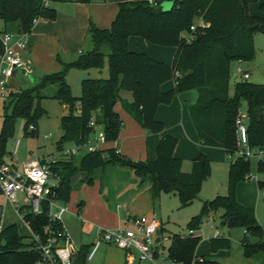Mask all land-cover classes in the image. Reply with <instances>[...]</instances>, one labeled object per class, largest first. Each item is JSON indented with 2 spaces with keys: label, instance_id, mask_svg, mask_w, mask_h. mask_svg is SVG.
<instances>
[{
  "label": "trees",
  "instance_id": "trees-1",
  "mask_svg": "<svg viewBox=\"0 0 264 264\" xmlns=\"http://www.w3.org/2000/svg\"><path fill=\"white\" fill-rule=\"evenodd\" d=\"M92 0H0V33L28 34L37 20L51 21L56 3L88 5ZM162 0L154 2H121L116 5L115 15L106 29H97L88 22L85 37L91 49L80 52L74 60L58 62L57 72L42 75L32 87L8 92L2 102L0 126V164L7 155L5 143L11 137L16 119L23 120V131L33 136L36 123L44 114L39 101L42 92L54 86L49 97L65 108L66 114L59 118L61 135L56 151L64 144H79L88 140L91 129L88 121L101 126L107 143L117 140L121 121L113 111L118 92L126 91L132 102L120 101L121 109L146 133L159 136L153 161L134 162L121 157L115 148L87 153L80 157L57 160L49 164V170L57 178L54 198L68 202L72 181L82 174L79 183L90 185L94 171L119 165L130 169L138 179L149 178L152 201L160 194L177 198L179 208L198 199L200 187L209 177L210 166L204 154L197 152L188 173L180 170V161L173 157L176 141L161 135L162 124L154 119L158 105H167L180 93L195 92L194 102L187 113L199 145L219 148L226 154L229 165L226 178V194L201 202L198 213L191 217L185 230L196 232L209 213L221 211L219 225L226 229H240L239 241L242 256L264 253V226L255 219L254 211L241 206L235 199L238 183L249 181V160L237 157L235 152L234 119L244 106L246 114L247 145L256 152L264 151V84L239 80L228 94L229 64L249 62L253 58V36L264 35V16H250L247 6L258 0H173L170 8L162 11ZM264 13V2L257 5ZM200 21L201 25L193 24ZM193 26V32H188ZM192 37L189 43L184 35ZM138 37L152 45L175 48L172 63L155 62L141 53L128 51L126 40ZM106 60V79L84 78L79 83V95L74 97L65 82L69 70H99ZM173 80L171 89L161 92L159 85ZM76 107L79 112L76 113ZM32 126L33 130H28ZM231 158V159H230ZM256 173L264 174V162L256 161ZM258 189L264 183L256 182ZM17 215L32 235L43 240L42 229L60 226L49 223L46 206L38 215L26 208H18ZM166 259L172 264H218L197 259L194 256L199 237L193 235H170ZM227 238H214L208 242L209 251L215 253L229 248ZM87 248L80 247L74 255L78 264H85ZM0 264H42L30 237L18 234L14 224L0 232ZM264 264V258H263Z\"/></svg>",
  "mask_w": 264,
  "mask_h": 264
},
{
  "label": "crops",
  "instance_id": "crops-1",
  "mask_svg": "<svg viewBox=\"0 0 264 264\" xmlns=\"http://www.w3.org/2000/svg\"><path fill=\"white\" fill-rule=\"evenodd\" d=\"M134 1H146L150 3L156 0H92L88 5L71 3L50 5L55 10L54 19L51 21L42 19L35 21L27 34L26 57H28L31 64V73L28 77L32 81L28 77L23 78H27L29 82H34L44 74L57 72L60 68L58 62H70L82 52L80 47L86 39L85 32L88 22H91L97 29H106L115 15L116 5L121 2ZM263 2L264 0H258L255 4H249L247 6L248 15L264 16V13L261 14L257 9V5ZM126 47L130 52L144 54L149 59L165 65L172 63L175 53V48L152 45L138 37L127 38ZM240 64L236 63V66ZM70 71L74 70H69L66 73V84L68 83L67 75ZM91 71L93 69L79 71V83L85 78V75L89 76ZM21 84H23L22 79L12 77L8 84V92L12 90L16 92L18 86ZM173 85V80H169L159 85L158 89L161 92H165L171 89ZM194 100L195 92L193 91L177 94L169 104L158 105L156 107L154 119L162 124L161 135L170 136L175 139L176 144L172 155L180 161L181 172L188 173L196 153L201 152L209 162L211 173V169L215 164H223L224 162L227 164L228 158L222 149L199 145L187 113V108ZM120 101L128 104L131 103V94L126 91L118 92V101L114 104L113 111L121 121V128L118 132L117 140L105 144L102 149L115 148L121 157L134 162L153 161L159 136L146 133L121 109ZM241 111L244 112V108ZM261 160L264 162V155L261 157ZM4 162L5 164L16 166L11 161V157L4 158ZM81 177L82 174H78L72 181L73 187L69 194L68 202L64 204L66 212L61 219L63 232L72 242L76 251L80 247H86L88 252L95 241L98 229L128 227L127 221L134 217L145 216L148 220L154 221L158 225V233L161 236L175 234L172 227L170 226V229L168 223H164L161 219L163 218V214H161L162 197L173 195L160 194L157 200L153 202L149 178H143V181H140V179L134 177L130 169L119 165L95 170L94 180L90 185L79 183ZM208 179L209 177L202 183L198 199L192 201L191 204L196 203V209L194 212H189L185 222L198 213L202 201L211 200V198L213 199L218 195L224 194V191L218 187L207 184ZM247 182L249 181L237 184L235 199L241 206L254 211L257 222L256 211H258L260 206V202H258L260 190L256 183V190L247 196ZM262 200L264 201V199ZM220 215V211L209 213L202 220L199 230L194 232L193 236L200 238L195 248L194 256L197 259L213 261L218 264H263L264 253H258L246 259L242 256L239 242L232 252L220 250L211 253L209 251L208 242L210 239L225 238L224 235H220L224 234V232H220L215 227L216 220L220 223ZM17 218L22 221L18 215ZM0 222L3 228L13 224L2 220V213ZM24 226L26 227L25 224ZM208 228L213 233L205 236L204 230ZM26 229L28 230L27 227ZM214 231H217L216 236H214ZM228 231L226 229L227 237ZM26 236L30 237L29 230ZM168 243L169 241L163 244L165 250ZM97 253H101L102 264H172L167 259L163 260L159 258H156L152 263L138 261L135 257L126 259L123 251L105 244H101L93 255L89 259L86 258L85 261H91Z\"/></svg>",
  "mask_w": 264,
  "mask_h": 264
},
{
  "label": "built area",
  "instance_id": "built-area-1",
  "mask_svg": "<svg viewBox=\"0 0 264 264\" xmlns=\"http://www.w3.org/2000/svg\"><path fill=\"white\" fill-rule=\"evenodd\" d=\"M201 25L200 21L197 23ZM188 32H193L190 26ZM27 34L0 33V99H4L8 93V84L16 72L23 77H28L31 73V64L26 57ZM189 33L184 35L186 43L191 41ZM235 74L239 80H247L249 73L242 70L238 65ZM75 112H79L76 107ZM87 127L91 129L88 140L73 144L69 143L61 146L57 151L60 158L57 160H67L70 157H80L87 153L102 151L107 144L101 131V126L94 123L93 117L88 121ZM235 128V152L232 160L241 157L243 160L255 158L261 160L264 155L263 150L252 151L247 145L246 114L240 111L234 119ZM28 130H33L32 126ZM231 159V158H230ZM54 158L42 160L34 158L26 164L14 166L10 164H0V195L11 205L15 211L18 208H26L33 215L41 212L43 204L46 206V218L49 223L59 225L57 229L44 226L42 229L43 240L30 233V238L34 242V249L39 253L42 264H72L75 255V248L69 238L64 234L61 219L66 212L64 204L57 202L54 198V189L57 186V178L49 170V164L54 163ZM249 176V180H250ZM20 196V198H19ZM260 196L264 199V191H260ZM2 206L0 205V216ZM128 227H118L114 229H98L96 238L86 258L89 259L95 250L105 244L124 252L126 259H131V252L135 253V258L141 262L152 263L156 258L166 259V250L163 244L168 242L167 236L158 233V225L154 221L148 220L145 216L130 218ZM3 227L0 224V232ZM194 235V232L186 231L184 236ZM217 231H214V236Z\"/></svg>",
  "mask_w": 264,
  "mask_h": 264
},
{
  "label": "rangeland",
  "instance_id": "rangeland-1",
  "mask_svg": "<svg viewBox=\"0 0 264 264\" xmlns=\"http://www.w3.org/2000/svg\"><path fill=\"white\" fill-rule=\"evenodd\" d=\"M173 1V0H172ZM163 0L161 2V7ZM172 4V2H171ZM170 4V6H171ZM162 9V11H166L170 8ZM193 24H197V21H194ZM3 30V25L0 21V31ZM91 49V44L88 38L85 39L84 43L80 47L81 51H86ZM242 70H245L249 73V78L246 80L249 83L253 84H264V35L256 34L253 36V58L249 62H243L239 65ZM236 63L231 62L229 64V88L228 94L232 95V87L233 84L239 81V78L235 74ZM91 71L89 76L85 75L87 79H106L107 77V70H106V60L104 59L103 67L99 70ZM80 73L79 71H70L67 75V81L70 88V93L72 96L77 97L79 95V80H80ZM15 79H22L23 84L18 86L17 91L32 87L37 83V80L34 82H29L27 78H23L21 74L18 72L15 73L13 76ZM84 79V78H83ZM9 91V90H8ZM16 91V92H17ZM11 92H14L13 90ZM54 92V86L47 88L42 92V95L45 98L39 101V106L43 110L44 114L41 118L38 119L36 123V130L33 136L26 135L23 131V120L16 119L13 125V132L11 137L7 138L5 143V151L7 157H11V161L15 163L16 166H21L26 164L30 160L34 158H41L42 160H47L48 158H54L57 160L59 155L56 151V146L59 143V137L61 135V131L59 129V118L66 114L65 108H63L57 101L50 99L49 96ZM4 99H0V126L2 120V102ZM5 101V100H4ZM6 102V101H5ZM242 106L241 109H243ZM67 144H64L65 146ZM10 153V154H9ZM45 158V159H44ZM262 161V160H261ZM229 165V161H227ZM225 162L223 164H215V166L211 169V173L208 179L207 184H212L213 186L218 187L220 190L224 191V194L218 196H224L226 192V178H227V171L228 165ZM191 167V165H190ZM256 159L251 158L249 160V176L250 180L246 184L247 190L246 194H252L254 190H256V182L264 183V174L263 173H256ZM190 170V168H189ZM264 191V188H262ZM257 192V191H256ZM260 196V192H259ZM20 198V196H19ZM163 203L161 204V214H163L162 221L164 223H168V226L172 227L175 231V234L171 235H184L186 233L185 225L187 224L186 218L189 215L190 211H195L196 203H193L189 206L179 208L178 200L176 197L173 196H166L162 197ZM212 199V198H211ZM258 202H260V206L258 211H256L257 215V222L260 226H264V201L262 200L261 196L258 197ZM0 205L2 206L1 213H2V220L6 223H13L17 229V232L21 236L28 235V230L17 218V213L9 202H7L1 195H0ZM174 205V206H173ZM178 207V208H177ZM221 212V211H220ZM197 213V212H196ZM2 222V221H1ZM0 222V224H1ZM215 227L218 228L220 232H224L225 238L229 240V248L226 251H233L234 247L238 245L239 241L243 236V232L240 229H230L228 232V237L226 234V228L219 225V221L216 220ZM171 229V228H170ZM213 233V231L208 228L204 230V235L209 236ZM170 236L168 234H165ZM131 256L135 257V253L131 252ZM165 260V259H163ZM102 257L101 253H97L95 257L85 264H102ZM146 264V263H141Z\"/></svg>",
  "mask_w": 264,
  "mask_h": 264
},
{
  "label": "water",
  "instance_id": "water-1",
  "mask_svg": "<svg viewBox=\"0 0 264 264\" xmlns=\"http://www.w3.org/2000/svg\"><path fill=\"white\" fill-rule=\"evenodd\" d=\"M171 2H172V0H164L163 3H162V5H163L162 9L168 8V6H170ZM28 79L30 81H32V79L30 77H28ZM140 181H143V179H140ZM72 264H78V261L75 258H73L72 259Z\"/></svg>",
  "mask_w": 264,
  "mask_h": 264
}]
</instances>
